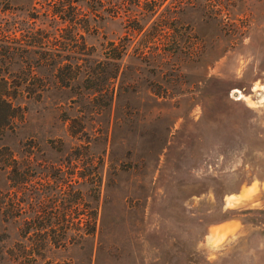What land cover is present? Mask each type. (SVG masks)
I'll return each mask as SVG.
<instances>
[{
  "label": "rangeland",
  "instance_id": "obj_1",
  "mask_svg": "<svg viewBox=\"0 0 264 264\" xmlns=\"http://www.w3.org/2000/svg\"><path fill=\"white\" fill-rule=\"evenodd\" d=\"M177 1L144 18L170 30L149 39L144 55L149 34L135 37L137 58L122 62L111 100L89 91L84 109L80 86H57L60 65L87 58L62 49V18L69 7L79 24L95 18L76 33L81 53L94 48L78 84L82 72L101 68V37L125 35L122 19L96 20L90 0L66 3L61 15L56 0H0V78L33 81L40 94L16 91L22 115L0 142L30 175L14 193L0 171L6 202L23 201L0 215V264H264V0H183L181 10ZM74 118L80 140L67 131ZM76 154L101 162L97 191L89 185L96 177L71 171ZM69 190H78L76 201ZM32 222L48 226L39 233L48 238L68 226L69 243L23 256L18 245L28 249L34 236L20 230Z\"/></svg>",
  "mask_w": 264,
  "mask_h": 264
},
{
  "label": "trees",
  "instance_id": "obj_2",
  "mask_svg": "<svg viewBox=\"0 0 264 264\" xmlns=\"http://www.w3.org/2000/svg\"><path fill=\"white\" fill-rule=\"evenodd\" d=\"M57 8L55 10L56 15L63 14V9L71 3H76L74 0H56ZM164 0H156L151 2H142L130 1V0H90L89 9L91 14L96 15V20H102L106 22H114L118 24V19H122L123 28L125 29V35L119 37L118 34H115L114 31L111 32L110 37L103 36L101 41L98 44L99 56L96 64L100 65L101 68L97 71L90 70L82 72L84 79L81 80V83H75L77 75H79L83 64H91L92 58L90 57L93 52V46L89 48V54H83L81 51L84 49L83 38L76 37L78 29L88 31V26L90 20L95 22V18L90 20H84L81 24L76 19V12L69 7L67 15H64L62 18L63 22L68 26V36L63 38L61 43L62 49L67 50L71 54L85 55V59L80 60L77 58L74 59L70 65H60V75L62 74L63 78H60V81L57 82V86L60 89H72L80 86L81 89L78 92V96L81 99L80 105L85 107L88 104V95L87 92L91 91L92 94L96 93L97 95H106L107 101L111 100L113 94V83L118 80V88L120 87L123 79V69L122 62L124 59L127 60H136L137 56H134V39L137 35L149 34L146 41L141 43L139 55H144L143 49L146 47L144 44L148 42L149 39H156L160 37V33L170 30L168 24L162 22L155 23L152 21L148 24V21H144V18L151 19L152 17H159L162 13L169 10V6L164 4ZM185 6L183 0L177 1V9L181 10ZM101 14V16H100ZM137 15V18H136ZM131 20V25L126 26V21ZM95 27V26H94ZM96 29V28H95ZM171 38V37H170ZM173 41L176 45L174 38L169 39ZM58 45H61L59 44ZM131 49V50H130ZM130 50V52H129ZM61 61V60H60ZM131 62H128V65ZM129 69V68H128ZM37 84L33 81H23L18 83L7 82L5 79L0 78V142L4 133L11 129L13 119L19 118L22 115V109L15 105L13 102L15 100L16 91L19 93V89H22L26 92L25 98L37 99L40 97V94L35 93L37 90ZM21 93V92H20ZM19 93V94H20ZM22 95V94H21ZM77 119H70L67 126V131L71 137H77L80 140L81 136H84L83 128L81 124L76 121ZM78 135V136H77ZM81 157L84 159L81 160ZM74 164L71 166V171L75 173L80 179L90 178L92 180L94 177L96 179L89 182V185L93 190H98V174L100 172V163L93 165L91 161L86 160L87 158L84 154L74 155ZM78 165V166H77ZM31 172L34 173V168H30ZM28 168H22V165L18 163L12 156L8 148L0 143V171H6L7 180L13 184L14 193H24V184L28 181L27 175ZM59 171V169H58ZM77 183V181H75ZM79 185V184H78ZM59 185L53 186V190L58 188ZM23 191V192H22ZM73 197V202L76 201V196L78 197V190H74L72 193L68 191ZM72 193V194H71ZM26 200V199H25ZM24 200V201H25ZM23 201L17 200L14 205L8 204L4 198V194H0V215L6 216V213L10 210L20 211L21 203ZM93 216V213H91ZM48 226L46 225H37L33 222L31 224L25 223L22 229L20 230V237L25 238L26 235L31 232V235L34 236L33 239L26 238L27 247L18 245V253L23 256H33L35 258H41V252L46 250L48 246L57 248H64L69 242L66 238V233L69 231L68 226H56L54 229H57L60 233L59 236H52L48 238L46 235L40 236L39 233L44 231ZM51 229V228H50ZM78 231V229L76 230ZM80 231V230H79ZM94 225L89 226L88 232L86 234H93ZM55 237V238H54ZM35 258L31 259L32 262L35 261Z\"/></svg>",
  "mask_w": 264,
  "mask_h": 264
},
{
  "label": "bare ground",
  "instance_id": "obj_3",
  "mask_svg": "<svg viewBox=\"0 0 264 264\" xmlns=\"http://www.w3.org/2000/svg\"><path fill=\"white\" fill-rule=\"evenodd\" d=\"M235 93H238V96H239V97L237 98V100L244 99V96L241 95L239 92L235 91Z\"/></svg>",
  "mask_w": 264,
  "mask_h": 264
}]
</instances>
